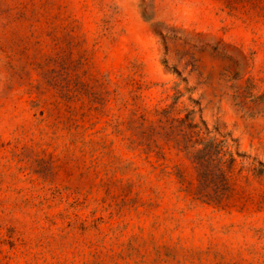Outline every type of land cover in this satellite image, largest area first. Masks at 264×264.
Here are the masks:
<instances>
[{"label":"rangeland","instance_id":"obj_1","mask_svg":"<svg viewBox=\"0 0 264 264\" xmlns=\"http://www.w3.org/2000/svg\"><path fill=\"white\" fill-rule=\"evenodd\" d=\"M0 264H264V0H0Z\"/></svg>","mask_w":264,"mask_h":264},{"label":"trees","instance_id":"obj_2","mask_svg":"<svg viewBox=\"0 0 264 264\" xmlns=\"http://www.w3.org/2000/svg\"><path fill=\"white\" fill-rule=\"evenodd\" d=\"M197 127L193 121L190 122L192 134L187 140L185 150L193 153V161L198 168V179L201 184L212 185L216 197L222 199L230 189L229 173L235 165L236 158L226 140L203 137L199 130H195Z\"/></svg>","mask_w":264,"mask_h":264}]
</instances>
